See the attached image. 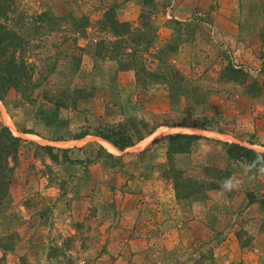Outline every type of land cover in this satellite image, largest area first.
Returning <instances> with one entry per match:
<instances>
[{"label": "rangeland", "instance_id": "1", "mask_svg": "<svg viewBox=\"0 0 264 264\" xmlns=\"http://www.w3.org/2000/svg\"><path fill=\"white\" fill-rule=\"evenodd\" d=\"M132 1L126 15L110 0H0V129L23 139L0 205V258L8 264H264L257 241L264 231V177L250 179L242 162L228 160L223 169L205 164L220 160L224 142L264 152V51L243 62L257 34L264 45V6L234 0L244 38L231 43L220 34L222 19L203 25L221 10L229 14L230 0H212L205 14L197 11L186 22L179 18L182 0ZM114 5H120L116 15H107ZM132 14L135 20L127 21ZM116 21L124 27H113ZM136 70L164 75L167 84L146 87ZM126 71L134 83L120 89L118 74ZM53 112L67 126L41 120ZM121 124L146 136L124 155L92 135ZM175 133L208 139L183 153H192L187 169L176 165L178 153L169 157L166 136ZM159 148L167 149L163 162ZM102 157L117 165L156 158L149 175L165 193L160 222L139 221L133 236L115 235L122 214L110 199L101 203L93 189L97 174L89 169ZM234 174L242 186L224 192L221 182ZM250 200L262 218L249 210ZM193 203L201 206L198 216ZM65 206L76 218L59 228L56 214Z\"/></svg>", "mask_w": 264, "mask_h": 264}, {"label": "crops", "instance_id": "2", "mask_svg": "<svg viewBox=\"0 0 264 264\" xmlns=\"http://www.w3.org/2000/svg\"><path fill=\"white\" fill-rule=\"evenodd\" d=\"M258 1L259 4L264 6V0H253ZM110 2H115L118 4H122L123 11L126 12H132L134 7V2L132 0H110ZM234 0H230V5H227V9L229 14H226L225 16L222 15V10L219 11V13L215 14V17L212 18V22L205 21L203 25L208 28L210 26V23H215L217 26L218 19H222L227 25L221 30V33L223 37L226 40L231 41L233 43L238 38H244L243 32L241 33L240 27H239V18L237 16L233 15V9H237L235 7V4L233 3ZM212 4V0H182L181 5L179 4L181 11L180 12V20L181 21H192L194 13L199 11L198 15H202L201 13L205 14L207 12ZM229 6V8H228ZM197 16V15H196ZM135 16L132 14L127 21L135 20ZM177 18V17H176ZM209 29V28H208ZM257 45H255V48H246L247 52L244 54V60L243 62H249V60H252L253 58L256 60V56L258 51L262 52L264 51V45L259 39V34H257L256 37ZM230 43V44H231ZM244 45V44H243ZM245 47V46H244ZM249 51L251 52L249 54ZM188 54H184L183 58L181 59L182 62L187 63L186 56ZM249 55H252V58L249 57ZM183 63V65H185ZM181 64V61H180ZM261 59L258 60V65L261 67ZM187 66V65H185ZM191 67L189 69L185 70V73L188 74L190 72ZM119 88L120 89H126V87H132L133 86V74L132 72H119ZM126 78L128 81L125 80ZM130 84V85H129ZM100 139V138H97ZM156 142V140L151 143V146ZM104 144V143H103ZM104 146L109 149L110 152H114L111 147H107L105 144ZM158 146L157 143L152 146L153 151L154 147ZM132 148L127 149L126 151L122 152L117 149V151L124 155L127 154L128 150ZM160 154L159 159H161V162L164 161L166 155H167V149L166 148H159ZM149 152V151H148ZM159 152H157L158 154ZM130 154V153H129ZM155 155V154H154ZM188 155L191 154H177L175 158L176 165L181 169H187L189 162L187 160ZM157 156V155H156ZM158 159V162H160ZM229 160L227 154L225 152H221V158L220 160H214L213 157L209 159V161L205 160L206 166L210 165V161L212 162L211 165H215L219 168H225V165L227 164V161ZM157 160L156 158L148 159V160H142V161H134L133 159H123V162L120 165L118 164V161H107L104 157L99 158L98 160L94 161L92 164L89 165V169L95 170L94 174L97 175L94 177V185L95 189L97 191V194H99L98 198H101V203L104 200H111L115 203L116 210L119 215H121V227H119L115 231L116 234L122 235L124 233L125 236L128 235L130 237L134 233V227H136V223L138 224L139 221L142 222L141 224L146 223L148 226H150V221L152 222H160L159 217L161 215L160 210L162 207L158 205L160 202H162L165 193L162 194L163 185L160 184L159 180L156 182H153V179L149 175L151 169H155L157 166ZM196 162V160H195ZM152 179V180H151ZM155 183V184H154ZM154 184V185H153ZM97 187V188H96ZM92 192V191H91ZM99 192V193H98ZM102 193L104 196H101ZM157 194V197L153 194ZM152 194V195H151ZM101 196V197H100ZM106 198V199H104ZM108 198V199H107ZM66 199H63V201ZM86 201H90L91 197L88 199L85 197ZM98 200V199H97ZM243 200V199H242ZM151 201H156V205H152ZM245 203V199L243 200ZM63 203V202H62ZM198 203V202H197ZM193 203V209H194V215H199V209L201 206L199 204ZM88 204V202H87ZM178 206V205H177ZM154 207V209H153ZM161 207V208H160ZM255 208V213H258L259 219L262 218V215H259L260 207L257 202L250 204L249 210H252ZM159 210L157 213L156 210ZM76 218V210L74 208H63L61 210V213L56 214V226L61 227L66 221L68 220H74ZM117 219L119 217H114L111 219V224L117 225ZM257 222V220H255ZM259 226V225H258ZM144 231V230H142ZM135 234V233H134ZM133 236V235H132ZM120 239H118L119 241ZM128 240V238H126ZM125 239L122 240V243H124ZM257 241L259 244L258 250H264V231L257 234ZM119 243V245H120ZM130 244H142L148 246V241L141 240V242L131 241ZM86 258L88 259V255H86Z\"/></svg>", "mask_w": 264, "mask_h": 264}, {"label": "trees", "instance_id": "3", "mask_svg": "<svg viewBox=\"0 0 264 264\" xmlns=\"http://www.w3.org/2000/svg\"><path fill=\"white\" fill-rule=\"evenodd\" d=\"M118 7H120V5H114L106 14L110 15V13L114 11V16H115L116 15L115 10H117ZM113 24H114L113 27H117V26L121 28L124 27L122 24L118 23L117 21L116 23ZM0 35H2L1 31H0ZM120 56L121 54L119 53V51L113 52L112 57H114L118 63H120L119 61ZM142 74H143L142 72L136 70L137 81L139 82L142 81L144 83L143 85H145L146 87L156 84H167L164 75H160L158 79V76H156L155 74H151L148 71H144L143 75H145V80H143ZM41 120L47 126H52V125L67 126L68 124L59 115L58 112H53L51 114H44L42 115ZM131 124H133V126H131L133 132L134 130L136 131L138 129V124L136 119H132ZM181 127H186V126L181 125ZM202 129L207 130V127H202ZM132 130H129L128 124H121L117 127L107 129L106 131L103 132L102 131L96 132L92 135L97 138H101L102 142L107 147L110 146L114 152L117 151V149L119 151H125L135 146L136 143L143 141L144 138L146 137V136L136 137V135H132L133 134V132H131ZM23 133H29V132L24 131ZM153 133L154 131L152 130L147 133V136H150ZM81 138L83 137H78L76 139H81ZM166 138L169 141V145H168L169 157H171V155L174 153H178V154L188 153L191 151L193 142L207 139L202 135L182 134V133L169 134L166 136ZM22 142L23 139L21 137L15 136L10 130V128L4 127L0 129V205L4 202L5 198L8 195L10 183L12 181V177L17 165L18 151ZM46 148L48 150H52L53 147H46ZM223 149L230 161H236L242 163H249L253 161L255 159V154L257 152H260L255 149L247 148L238 143H229V142L223 143ZM250 203H253V201L250 200ZM0 264H8V263L6 259L2 257L0 258Z\"/></svg>", "mask_w": 264, "mask_h": 264}, {"label": "clouds", "instance_id": "4", "mask_svg": "<svg viewBox=\"0 0 264 264\" xmlns=\"http://www.w3.org/2000/svg\"><path fill=\"white\" fill-rule=\"evenodd\" d=\"M242 169L244 173L252 174L250 179H256L257 176L264 177V152H257L253 161L242 164ZM220 186L224 192H231L239 190L242 186V181L234 174L223 180Z\"/></svg>", "mask_w": 264, "mask_h": 264}]
</instances>
